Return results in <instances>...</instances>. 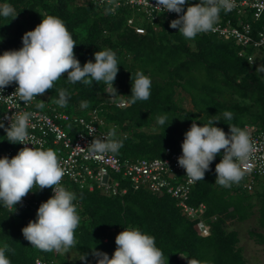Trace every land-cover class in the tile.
Instances as JSON below:
<instances>
[{"label":"trees","instance_id":"obj_1","mask_svg":"<svg viewBox=\"0 0 264 264\" xmlns=\"http://www.w3.org/2000/svg\"><path fill=\"white\" fill-rule=\"evenodd\" d=\"M5 3L14 7L17 16L14 19L0 16V54L18 50L23 34L33 30L45 16L53 15L62 19L72 34L77 44L74 54L81 66L86 61L94 62L96 51L111 49L115 53L119 64L113 84L117 89V100H129L131 80L137 71L151 78L150 98L121 109L106 99L103 82H94L91 87L80 82L72 84L67 80V73L52 89L38 96L39 103L43 104L39 107L41 110L47 103L68 113L85 115L93 108L102 107L105 122L110 128L116 127V137L123 141L117 154L120 158L161 157L165 148L178 151L184 133L193 121L202 126L209 119H219L213 126L225 133L229 131L228 125L241 128L246 124L257 125L264 130V72H257L245 59L238 58L231 42L209 35L186 39L161 18L155 23L156 30L138 21V25L147 31L137 35L127 26V19L132 14L127 7L110 14L106 8L82 0H0V5ZM194 3L195 0L188 2ZM61 88L70 94L65 107L55 103ZM178 89L190 95L193 111L185 110L175 102ZM246 100L249 104L241 105ZM82 101H87L89 106L81 108ZM224 111L232 112L233 119L225 120ZM165 113L169 123L158 125L157 116ZM151 125L158 128V132L143 130ZM4 128H0V151L17 146L8 140ZM215 165L213 163L205 172L203 181L195 183L188 199L190 205L205 206L204 218L210 229L208 236L200 235L196 222L188 220L176 206V201L167 195L129 190L123 196L106 197L96 189L89 192L65 181L66 190L77 197L74 203L81 217L75 230L77 246L72 249L79 255L87 253V264H96L91 254L93 247L111 258L116 249L115 236L124 228H138L155 238L156 246L164 254L165 264H191L193 259L201 264H247L236 246V233L228 232L226 228L227 224L243 222L251 215L253 205L249 192L239 184L230 188L216 184ZM35 190L26 197L36 200L39 205L50 197V188ZM255 197L260 199L258 224L264 229V189L256 192ZM14 208L12 212L0 203V247L7 244L11 249L6 252L11 264H33L35 259L55 261L56 264H84L80 259L71 262L61 253L45 252L31 246L21 229L36 219V212L18 205ZM211 217L216 220L208 221ZM251 235L257 243L264 245V235ZM180 256L184 258L182 263Z\"/></svg>","mask_w":264,"mask_h":264},{"label":"clouds","instance_id":"obj_2","mask_svg":"<svg viewBox=\"0 0 264 264\" xmlns=\"http://www.w3.org/2000/svg\"><path fill=\"white\" fill-rule=\"evenodd\" d=\"M107 3L110 7L106 8V12L114 14L119 7L116 0H107ZM235 6V0H199L194 4H188V0H156L154 8L178 14L169 26L177 29L184 38L194 39L198 34L215 32L221 11L230 12ZM0 16L14 19L17 12L12 5L5 3L0 5ZM21 39L22 46L18 50H6L0 54V91L15 83L17 87L13 94L27 104L52 89L55 82L67 73V80L72 84L80 82L91 87L94 82H103L111 96L118 95L113 86L119 70L115 53L111 49L96 51L93 53L94 62L86 61L81 66L74 54L77 44L59 17L45 16ZM256 71L264 72V66H257ZM131 81V95L124 103L147 101L151 96V78L137 71ZM69 95L66 89H59L55 103L65 107ZM5 97L0 96V99ZM80 106L87 108L89 105L87 101H82ZM38 107H43V104ZM32 115L20 112L15 114L14 119L6 117L11 121L6 128L0 123L11 143L32 145L28 132ZM223 117L230 121L233 113L224 111ZM214 121L220 120L212 118L202 126L192 122L184 133L180 145L182 155L177 158V163L191 182L203 181L210 163L223 150L220 162L215 165V183L230 188L245 176L241 164H247V170H251L252 165L247 162L255 151L254 141L247 129L228 125L229 131L225 133L213 126ZM156 122L161 126L167 125V114L157 116ZM122 146L123 141L116 137V129L112 128L102 139H93L89 149L92 154L104 156L118 154ZM65 175L66 169L56 152L44 148L42 142L40 147L21 148L11 158L0 157V203L12 212L15 205L22 204L23 198L34 192L33 189H52L53 195L37 208L36 219L30 220L21 229L24 239L41 251L66 254L77 246L75 230L81 217L74 203L77 199L75 193L61 185ZM115 245L111 258L93 247L91 254L96 264H165L164 254L156 246L155 238L138 228H124L115 236ZM8 251L11 249L7 244L0 247V264H11L6 256ZM87 255H80L79 259L84 264H87ZM191 264L201 262L193 259Z\"/></svg>","mask_w":264,"mask_h":264},{"label":"built area","instance_id":"obj_3","mask_svg":"<svg viewBox=\"0 0 264 264\" xmlns=\"http://www.w3.org/2000/svg\"><path fill=\"white\" fill-rule=\"evenodd\" d=\"M82 1L99 8L110 7L107 0ZM116 3L119 5L116 10L127 7L132 11L126 23L137 35H144L147 31L144 26L138 25V21L140 23L144 21L156 30L155 23L160 18L169 24L171 20L178 18L176 13L162 12L154 8L156 0H148L149 5L153 7L149 6L146 0H116ZM235 5L230 12L221 11L215 25V32L198 35L215 36L233 43L236 56L245 59L251 67L257 68L264 62V0H235ZM135 15L141 16L143 20H138ZM16 87L17 85L13 83L0 91V96H6L0 99V123H3L6 128L11 122L6 117L14 119L17 113H32L28 128L32 145L16 143V148L1 150L0 157L11 158L21 148L40 147L42 142L44 148H50L56 152L62 166L66 169V175L61 181L63 187L67 181L89 192L96 189L106 197L123 196L129 190H145L158 196L167 195L176 201V206L188 220L196 222L200 235H209V225L204 218L205 206L203 204L193 206L188 203L192 187L197 181L191 182L185 175L184 169L178 166L177 158L182 155L181 149L173 151L171 148H165L162 156L155 158H120L117 154L111 153L97 156L90 152L91 141L95 138L102 139L112 128L116 129L115 126L108 127L102 116L104 111L102 107L93 108L84 116H71L47 103L44 105L45 109L41 110L38 107L40 104L38 96L30 103H23L13 94ZM105 92L106 99L117 108H125L128 105L124 103L125 100H117L116 97L111 96L106 85ZM243 128L249 131L254 141L255 151L247 162L252 165L250 171L247 170V164H241V168L245 169V176L238 184L242 186V189L251 192L255 187V177H264V130L255 125H245ZM222 155L223 150L209 167L213 163H219ZM52 195L53 192L50 189L49 196ZM17 205L24 210L35 212L39 207L36 200L28 197H24L22 204ZM215 220L216 217L208 219L210 222ZM33 264H56V262L35 259Z\"/></svg>","mask_w":264,"mask_h":264},{"label":"rangeland","instance_id":"obj_4","mask_svg":"<svg viewBox=\"0 0 264 264\" xmlns=\"http://www.w3.org/2000/svg\"><path fill=\"white\" fill-rule=\"evenodd\" d=\"M137 14V13H134ZM138 20H143L141 16L135 15ZM144 23V21H141ZM146 23V22H145ZM190 47H193V43L189 41ZM257 65V64H255ZM175 102L183 109L188 111H193V106L191 103V97L189 94L184 92L181 89H178L174 96ZM249 101L241 102V105H248ZM68 113V112H66ZM71 116L82 115L81 113H68ZM108 125V124H107ZM248 125V124H246ZM245 126V125H244ZM257 126V125H255ZM109 127V125H108ZM105 127V129H108ZM258 127V126H257ZM145 132H158V128L154 125L149 126L143 129ZM255 187L249 192L248 196H250V202L253 205L251 215L248 219L243 222H231L227 224L226 230L228 232H235L238 238L237 247L240 248L244 259L247 264H264V245L257 243L255 236L251 234H261L264 235V229L259 227L258 224V208L260 206V199L255 197L256 192H261L264 188V177H255ZM62 254V253H61ZM69 261L73 262L79 260L80 255L77 251L71 249L68 253L63 254ZM184 258L182 256L179 257V262L182 263Z\"/></svg>","mask_w":264,"mask_h":264}]
</instances>
